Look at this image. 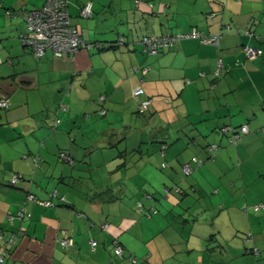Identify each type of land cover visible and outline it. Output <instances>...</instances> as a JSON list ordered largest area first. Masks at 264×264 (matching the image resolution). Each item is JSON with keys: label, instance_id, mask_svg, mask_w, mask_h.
<instances>
[{"label": "crops", "instance_id": "crops-1", "mask_svg": "<svg viewBox=\"0 0 264 264\" xmlns=\"http://www.w3.org/2000/svg\"><path fill=\"white\" fill-rule=\"evenodd\" d=\"M46 2L0 0V100L9 103L0 109V233L17 239L8 262L264 264V0H69L71 23L100 46L38 59L19 39L24 17L7 10ZM89 2L93 16L84 19ZM193 30L222 38L142 52L145 35ZM122 35L127 42L114 45ZM134 66L150 71L133 74ZM139 85L145 94L135 100ZM225 125L248 133L231 146L217 134ZM221 137L220 151L207 158L205 143ZM98 149L104 154L94 161ZM138 152L131 165L126 155ZM191 155L202 163L182 181L189 195L165 194L181 183ZM86 172L111 181L85 186ZM29 192L55 207L29 203L31 216L21 219ZM63 231L74 242L68 249ZM248 232L259 259L247 254ZM3 244L0 238V251Z\"/></svg>", "mask_w": 264, "mask_h": 264}, {"label": "built area", "instance_id": "built-area-1", "mask_svg": "<svg viewBox=\"0 0 264 264\" xmlns=\"http://www.w3.org/2000/svg\"><path fill=\"white\" fill-rule=\"evenodd\" d=\"M93 13L92 3H88L82 16L85 18L90 17ZM24 19L26 21L27 33L20 36L21 42L26 49H30L36 58H41L46 55L48 51H51L53 55L61 57L64 54H74L80 47L87 48V45L82 41L80 35L76 29L71 25L70 15L68 11V0H47L44 7L38 10H33L26 12L24 14ZM229 27V30L233 29ZM192 37L200 38L203 43L209 44H219L221 35L215 34V36H203L202 33L198 31H193L191 34H180L175 36H168L166 38H146L144 52L156 55L159 48L169 47V45L174 44L180 39H188ZM247 56L250 58L256 56L257 50L255 47H245ZM141 69L135 67V71L140 72ZM149 71V68H146L142 71L143 74H146ZM145 91L141 86H138L134 89V97L139 98L143 95ZM151 101H143L140 105L141 111L147 110ZM9 103L6 100H0V108H8ZM240 133H248V127L243 126L240 129ZM240 136H238V139ZM216 147H213L215 150ZM62 157L66 159L69 163H72V159L62 154ZM186 170L189 171V167H186ZM19 177H15L12 180V184L18 182ZM31 199V197H30ZM42 205L49 206L50 202L42 203ZM258 209V208H256ZM20 215H26L25 210L20 211ZM14 238H12V243ZM61 245L63 247H70L73 245V241L66 238L65 231L61 234L60 239ZM94 249L97 246V241L92 243ZM123 249L121 246L115 250L116 255H122ZM3 260H1V263Z\"/></svg>", "mask_w": 264, "mask_h": 264}, {"label": "trees", "instance_id": "trees-1", "mask_svg": "<svg viewBox=\"0 0 264 264\" xmlns=\"http://www.w3.org/2000/svg\"><path fill=\"white\" fill-rule=\"evenodd\" d=\"M89 3H91V2H89ZM88 3H86V5H87ZM85 5V6H86ZM85 6L83 7V9H82V12H81V16H82V13H83V11H84V8H85ZM92 10H93V4H92ZM68 11H69V0H68ZM26 12H30V11H21V10H7V13L10 15V16H22V17H24V14L26 13ZM94 12V11H93ZM69 15H70V13H69ZM93 16V13H92V15L90 16V17H92ZM90 17H87V18H90ZM82 18H84L83 16H82ZM86 18V17H85ZM84 18V19H85ZM26 22V21H25ZM71 25L76 29V31L78 32V34H79V31H78V29H77V27H76V25L74 26L72 23H71ZM232 28V27H231ZM233 29V28H232ZM193 31H198V30H193ZM192 31V32H193ZM233 31V30H232ZM192 32H189V33H180V34H191ZM198 32H200V33H202L201 31H198ZM25 33H27V27L25 28V31H23L22 33H20L19 34V39H20V41H21V38H20V36L21 35H23V34H25ZM180 34H168V35H157V36H154V35H145L141 40H140V42L139 43H141L142 44V47H143V49H142V52H144V49H145V43H144V41H145V39L146 38H166V37H168V36H175V35H180ZM220 35H221V38H222V34L221 33H219ZM80 35V37H81V39H82V41L85 43V45H87V48H84V47H80L78 50H77V52H79L80 50H87V49H89V48H93V47H95V46H100V42L98 41V42H95V43H93V42H91V41H85V39L82 37V35L81 34H79ZM202 35L203 36H206V37H209V36H215V35H205L204 33H202ZM194 38H198V37H194ZM220 38V39H221ZM198 39H200V38H198ZM181 40V39H180ZM179 40V41H180ZM201 40V39H200ZM127 41H126V38H125V36L124 35H122L121 37H119V39L117 40V42L115 41L114 42V45H116V43L118 44V46H122L124 43H126ZM178 41H176L175 43H177ZM201 42L203 43V41L201 40ZM174 43V44H175ZM205 43V42H204ZM203 43V44H204ZM220 43V42H219ZM205 44H209V43H205ZM23 45V44H22ZM213 45V44H212ZM218 45V44H217ZM24 46V45H23ZM170 46V45H169ZM245 47H247V46H245ZM245 47H244V50H245ZM25 48V47H24ZM166 47H163V48H159V50L157 51V54H159L160 52H162V50L163 49H165ZM26 49V48H25ZM28 51H30L32 54H33V52L30 50V49H27ZM246 51V50H245ZM76 52V53H77ZM76 53H74V54H64L63 56H74ZM145 53V52H144ZM47 54V53H46ZM145 54H148V53H145ZM157 54L156 55H154V56H157ZM150 56H153V55H151V54H149ZM35 56V55H34ZM44 57V56H43ZM43 57H41V58H43ZM41 58H38V59H41ZM135 67L136 66H134V68H133V70H132V73L133 74H135L136 72L137 73H140L142 76H145L147 73H149V71H150V67L149 66H146V67H136V68H139V69H141L140 70V72H138V71H135ZM146 68H149V71L146 73V74H143L142 73V71L145 69L146 70ZM144 80V78L142 79V81ZM139 86H141V85H139ZM138 87V86H137ZM142 87V86H141ZM136 88V87H135ZM145 91V90H144ZM145 94V93H144ZM143 94V95H144ZM134 95V94H133ZM143 95H141L140 97H142ZM139 97V98H140ZM135 98V97H134ZM139 98H136L135 100H138ZM149 101H151V99H148ZM148 100H142V101H139L138 102V113H140V114H144L147 110H148V108H149V106L152 104V101L150 102V104H149V106H148V108H147V110H145V111H141V108H140V105H141V103L143 102V101H148ZM0 109H8V108H0ZM242 127H234V126H229V125H225V126H222V127H220L219 129H218V131H217V134H219V135H221L223 138H226L227 139V141H228V143L232 146V145H236V144H238L239 142H240V140L243 138V135L244 134H242V133H240V129H241ZM238 136H240V138L238 139ZM222 137L221 138H219V140H218V142H215V141H211L210 139H209V141L208 142H206L205 143V148H206V150H207V158H210V159H213V158H215L216 157V155L218 154V152L220 151V148H221V144H222ZM169 144H171V143H169ZM202 145H204V144H202ZM213 147H216V149L215 150H213ZM62 154H65V155H67V156H69L71 159H72V163H69L66 159H64L63 157H62ZM60 158L62 159V160H64L65 162H67V163H69V164H71V165H74L75 164V158H74V156L71 154V153H69L68 151H62L61 153H60ZM190 158H192L191 159V162H186V164H182V166H181V170L183 171V176H182V179H181V183H178V184H176V186H175V188L174 189H166V193L165 194H168L169 192H170V190H176L177 191V193L180 195V196H188L189 195V193H188V191L186 190V188L185 187H183V185H182V181H186L187 179H188V177H190L192 174H194L195 172H196V169L193 167V164H199V165H201L200 163H202V161H200L199 160V158H197V155H191V157ZM186 167H189V171L188 170H186ZM13 180V179H12ZM12 180H11V186H13V187H16L17 185H18V183L20 182V180L21 179H18V182L16 183V184H12ZM30 197H31V199H30ZM52 197H58V193H57V191H55V192H53L52 193ZM180 199H182V198H180ZM59 200H60V202L63 204V203H66V198L65 197H62V198H59ZM45 202H50L51 203V205H49V206H45V205H42V203H45ZM29 203H34V204H38V205H40V206H44V207H55V202H54V200H45V201H43V200H40L36 195H34V194H32V193H28L27 194V197H26V201H25V204L23 205V207L19 210V213H18V215L20 216V218L21 219H25V218H27V217H30L31 216V213L28 211V205H29ZM142 206V205H141ZM22 209H24L25 210V214L26 215H20V211L22 210ZM153 212V211H152ZM152 212L151 211H148L147 213H146V215H148V216H151L152 215ZM0 238H2L3 239V241H4V244H3V246H2V250L0 251V264H10L8 261H9V259H10V257H11V253L13 252V250H14V248L16 247V234H13V235H11V236H5L4 234H2V233H0ZM18 235H19V233H18ZM18 235H17V237H18ZM12 238H14V241H13V243H12ZM244 242H245V245H246V250H247V254H250V255H252V256H254L255 258H260V256H261V254H262V249H260V247L257 245V243H256V240H255V238H254V235H253V233L252 232H248L244 237ZM69 239V238H68ZM61 243V242H60ZM92 243H93V241L91 242V245H92ZM73 245H74V242H73ZM72 245V246H73ZM72 246H70V247H72ZM97 246H98V242H97ZM96 246V247H97ZM121 246V245H120ZM70 247H65V249H68V248H70ZM93 249H94V247H93V245L91 246ZM95 247V248H96ZM116 256H118V255H116ZM120 256V255H119ZM118 256V257H119ZM132 259V258H131ZM1 260H3V262L1 263ZM133 260V259H132Z\"/></svg>", "mask_w": 264, "mask_h": 264}, {"label": "rangeland", "instance_id": "rangeland-1", "mask_svg": "<svg viewBox=\"0 0 264 264\" xmlns=\"http://www.w3.org/2000/svg\"><path fill=\"white\" fill-rule=\"evenodd\" d=\"M188 142L192 143V140H187ZM226 143V142H224ZM134 145V144H133ZM137 149V147H136ZM104 154V150H97L95 152H93L92 154V158L93 160L95 161L96 158H94L96 155H99V156H103ZM114 154V153H113ZM118 154H121L118 152ZM124 154V153H123ZM139 152L134 155V154H129V155H126L127 157V161L131 164V165H134L136 162H138V158H139ZM91 161V160H90ZM94 163V162H93ZM92 163V165H93ZM93 168H95L94 166H92ZM128 173H131V171H129ZM126 179V177H125ZM109 182L111 181L109 178L108 179H103L101 178L100 176H98V174H96L95 176L94 175H89L87 174V172L83 175V180L81 181V183H83L85 186H88V185H92V184H97V185H100L101 183L103 182ZM143 194H145V192H143Z\"/></svg>", "mask_w": 264, "mask_h": 264}]
</instances>
